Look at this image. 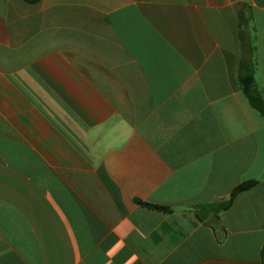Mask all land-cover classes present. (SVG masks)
Masks as SVG:
<instances>
[{
    "label": "crops",
    "instance_id": "obj_1",
    "mask_svg": "<svg viewBox=\"0 0 264 264\" xmlns=\"http://www.w3.org/2000/svg\"><path fill=\"white\" fill-rule=\"evenodd\" d=\"M241 54L232 0H0V264H264Z\"/></svg>",
    "mask_w": 264,
    "mask_h": 264
},
{
    "label": "trees",
    "instance_id": "obj_2",
    "mask_svg": "<svg viewBox=\"0 0 264 264\" xmlns=\"http://www.w3.org/2000/svg\"><path fill=\"white\" fill-rule=\"evenodd\" d=\"M37 3L41 0H26ZM235 12L239 20L241 38V60L239 64V83L250 106L264 117V89L261 77L257 75L258 55L256 46V27L253 15L252 0H232ZM248 32V34H247ZM251 32L253 37L251 38ZM260 180H249L238 185L231 193L227 201L208 203L196 207V216L201 222H205L211 215L228 210L235 199L243 192L258 185ZM144 207L170 212L171 209L148 203H140Z\"/></svg>",
    "mask_w": 264,
    "mask_h": 264
},
{
    "label": "rangeland",
    "instance_id": "obj_3",
    "mask_svg": "<svg viewBox=\"0 0 264 264\" xmlns=\"http://www.w3.org/2000/svg\"><path fill=\"white\" fill-rule=\"evenodd\" d=\"M247 34H248V32H247Z\"/></svg>",
    "mask_w": 264,
    "mask_h": 264
}]
</instances>
